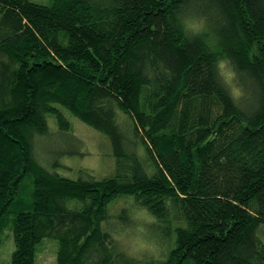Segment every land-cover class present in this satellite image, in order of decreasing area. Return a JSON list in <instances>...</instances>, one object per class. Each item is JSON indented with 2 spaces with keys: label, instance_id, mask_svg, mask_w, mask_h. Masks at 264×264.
Returning <instances> with one entry per match:
<instances>
[{
  "label": "trees",
  "instance_id": "1",
  "mask_svg": "<svg viewBox=\"0 0 264 264\" xmlns=\"http://www.w3.org/2000/svg\"><path fill=\"white\" fill-rule=\"evenodd\" d=\"M67 114L112 174L45 165L48 117L81 145ZM138 210L160 255L120 244ZM5 228L10 264L45 238L56 264H264V0H0Z\"/></svg>",
  "mask_w": 264,
  "mask_h": 264
},
{
  "label": "rangeland",
  "instance_id": "2",
  "mask_svg": "<svg viewBox=\"0 0 264 264\" xmlns=\"http://www.w3.org/2000/svg\"><path fill=\"white\" fill-rule=\"evenodd\" d=\"M41 4H49L50 0H30ZM67 118L73 126V133L80 140L78 144L73 137H66L57 129L52 117L47 118L48 134L41 138L39 155L44 158L49 170L60 176L70 179L85 177L87 171L96 178L108 176L114 172V158L108 141L104 135L94 131L74 117L67 114ZM81 153V154H80ZM129 202L120 199L117 206ZM132 215L131 226L121 229L118 234L120 244L131 254L142 253L159 254L162 247L153 235V231L146 228L151 222L149 216ZM57 241L51 238L43 239L37 246L34 256V264H56ZM14 250V242L10 228H5L0 235V264H10Z\"/></svg>",
  "mask_w": 264,
  "mask_h": 264
}]
</instances>
